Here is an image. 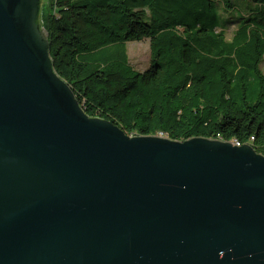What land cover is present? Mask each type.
I'll list each match as a JSON object with an SVG mask.
<instances>
[{"label":"water","instance_id":"water-1","mask_svg":"<svg viewBox=\"0 0 264 264\" xmlns=\"http://www.w3.org/2000/svg\"><path fill=\"white\" fill-rule=\"evenodd\" d=\"M41 5L0 0V264H264V155L90 118Z\"/></svg>","mask_w":264,"mask_h":264},{"label":"trees","instance_id":"trees-1","mask_svg":"<svg viewBox=\"0 0 264 264\" xmlns=\"http://www.w3.org/2000/svg\"><path fill=\"white\" fill-rule=\"evenodd\" d=\"M219 0H42L54 71L90 118L128 135L238 141L264 155V0L230 23ZM225 13L234 9L220 1ZM148 40L151 65L127 44Z\"/></svg>","mask_w":264,"mask_h":264},{"label":"rangeland","instance_id":"rangeland-1","mask_svg":"<svg viewBox=\"0 0 264 264\" xmlns=\"http://www.w3.org/2000/svg\"><path fill=\"white\" fill-rule=\"evenodd\" d=\"M218 1V8L222 13V20L225 18L230 21L225 28V35L228 41H231L237 30V18L238 15H244L250 13L252 4L248 0H229L233 5L234 9L232 13H225V7ZM235 13L236 16L232 15ZM224 15V16H223ZM127 52L131 66L137 71L144 72L150 68L151 65V50L150 43L148 40L133 41L127 44ZM261 72L264 75V61L260 66Z\"/></svg>","mask_w":264,"mask_h":264},{"label":"built area","instance_id":"built-area-1","mask_svg":"<svg viewBox=\"0 0 264 264\" xmlns=\"http://www.w3.org/2000/svg\"><path fill=\"white\" fill-rule=\"evenodd\" d=\"M220 141H223V140H220ZM234 145H236L237 147H242L244 145H250V144H242L241 142H238V141H232ZM251 146V145H250Z\"/></svg>","mask_w":264,"mask_h":264}]
</instances>
